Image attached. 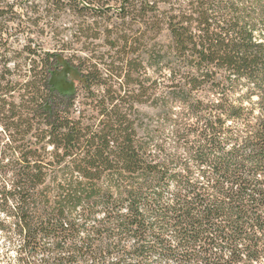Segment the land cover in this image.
Wrapping results in <instances>:
<instances>
[{
    "label": "trees",
    "instance_id": "obj_1",
    "mask_svg": "<svg viewBox=\"0 0 264 264\" xmlns=\"http://www.w3.org/2000/svg\"><path fill=\"white\" fill-rule=\"evenodd\" d=\"M36 1L0 0V264H264V0H114L136 37L84 57L3 35L110 0Z\"/></svg>",
    "mask_w": 264,
    "mask_h": 264
},
{
    "label": "rangeland",
    "instance_id": "obj_2",
    "mask_svg": "<svg viewBox=\"0 0 264 264\" xmlns=\"http://www.w3.org/2000/svg\"><path fill=\"white\" fill-rule=\"evenodd\" d=\"M7 1L12 2L13 0ZM36 2L43 10L52 4V0H37ZM68 4L89 5L92 9L96 8V4L89 3V0H61L63 7ZM161 6L166 7L167 5L162 3ZM93 11L95 10H89L88 12ZM97 12L101 16L76 15L64 7L51 13V16L45 17L46 10H44L43 22L50 21V25L45 26L43 30H40L42 26L32 27L33 33L30 34L32 40H29V35L24 31L18 30L13 32L12 35L4 34V43H8L7 45H11V48L18 51L27 44H31L33 47L37 44H42L45 49H52L62 48L63 43H66L67 53L69 55L75 54L78 57L90 56L92 54L117 55L118 51H125L126 47H124L122 42H119L113 47L108 41L122 33L130 37H136V17L131 15L125 19L122 18L123 12L119 10L114 0H110L109 4L103 8H99ZM96 21L100 24L93 25L92 23ZM88 24L95 26V30H91L89 33L95 34L97 36L96 38H87L84 36L88 33L85 30ZM160 40L165 43L169 42L170 35L167 30L162 33ZM130 56L133 55L130 54ZM131 86L136 87L134 84ZM142 109L148 112L153 111L152 107L147 106H143ZM1 240L2 238L0 237Z\"/></svg>",
    "mask_w": 264,
    "mask_h": 264
}]
</instances>
